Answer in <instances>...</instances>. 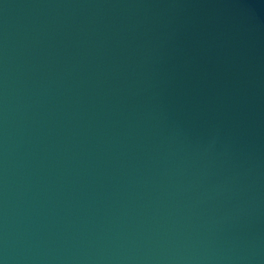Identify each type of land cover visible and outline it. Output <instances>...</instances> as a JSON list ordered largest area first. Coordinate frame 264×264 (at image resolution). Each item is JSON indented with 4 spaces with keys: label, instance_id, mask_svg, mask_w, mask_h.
<instances>
[{
    "label": "water",
    "instance_id": "95a60500",
    "mask_svg": "<svg viewBox=\"0 0 264 264\" xmlns=\"http://www.w3.org/2000/svg\"><path fill=\"white\" fill-rule=\"evenodd\" d=\"M0 264H264V0H0Z\"/></svg>",
    "mask_w": 264,
    "mask_h": 264
}]
</instances>
